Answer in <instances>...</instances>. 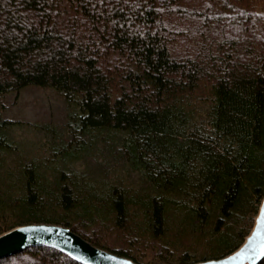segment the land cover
<instances>
[{"label": "trees", "instance_id": "obj_1", "mask_svg": "<svg viewBox=\"0 0 264 264\" xmlns=\"http://www.w3.org/2000/svg\"><path fill=\"white\" fill-rule=\"evenodd\" d=\"M30 87L62 100L63 128L11 165L27 122L6 98ZM99 144L144 187L82 182L70 165ZM0 154V234L62 224L141 264L149 239L156 264L229 254L264 197V0H0ZM0 264L82 263L37 245Z\"/></svg>", "mask_w": 264, "mask_h": 264}, {"label": "rangeland", "instance_id": "obj_2", "mask_svg": "<svg viewBox=\"0 0 264 264\" xmlns=\"http://www.w3.org/2000/svg\"><path fill=\"white\" fill-rule=\"evenodd\" d=\"M6 102L7 109L5 116L24 120L27 124L22 129L18 128L12 131V137L20 145L17 147L16 152L10 153L11 155H2V157L7 156L9 163L15 165L16 156L23 158H42L47 155L49 150L47 144H44L47 141L44 125L51 123L52 125L59 126V129L63 128L61 120L66 112V107L62 100L54 91L30 87L16 96L9 94ZM70 167L78 171V174L82 177V182L87 181V179H95V177L102 178L105 175H109L113 179L120 177L121 182L126 185L137 186V188L144 187L136 173H127L125 158L118 146H103V144L91 146V150L89 149L83 153L80 159L73 163L72 166L70 165ZM260 204L258 205V210ZM258 210L254 216V220ZM100 233L114 240H118L119 245L124 243L123 245L125 247L127 246L126 241L123 240L124 233L116 231L114 237H111L106 231H100ZM138 246L140 248V254H145L144 260L147 262L156 264L162 260L157 257L160 254L159 247L155 241L149 239L140 243Z\"/></svg>", "mask_w": 264, "mask_h": 264}, {"label": "water", "instance_id": "obj_3", "mask_svg": "<svg viewBox=\"0 0 264 264\" xmlns=\"http://www.w3.org/2000/svg\"><path fill=\"white\" fill-rule=\"evenodd\" d=\"M44 245L67 254L82 264H141L109 249L97 246L73 231L56 223H28L0 234V258L25 249ZM264 259V197L254 224L242 244L221 258L187 264H259Z\"/></svg>", "mask_w": 264, "mask_h": 264}]
</instances>
